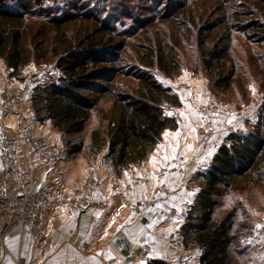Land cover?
Instances as JSON below:
<instances>
[{
  "label": "trees",
  "instance_id": "trees-1",
  "mask_svg": "<svg viewBox=\"0 0 264 264\" xmlns=\"http://www.w3.org/2000/svg\"><path fill=\"white\" fill-rule=\"evenodd\" d=\"M7 1L0 0V59L12 71V76H18L32 62L41 64L56 60V68L64 77L59 79L60 83L47 81L36 86L31 108L39 120L50 121L63 139H67L68 157L81 150V146L72 144L68 139L85 130L99 101L111 94L114 100L112 108L102 114V119L108 121V127L92 132L90 148L97 154L108 148L106 160H109L117 176L147 161L163 133L177 128L176 118L166 111L168 107L181 106L178 95L148 72L138 69L134 74L125 70L124 74L123 70L117 69L120 57L112 54L115 38L106 23L83 24V28L72 29L69 33L71 24L78 20H90L92 16L65 13L33 24L26 21V14L33 13L32 6L41 5L43 0H26L20 4L19 11L14 12L5 9ZM223 5L206 11V19L204 15L196 18L192 10L187 14L189 22L194 25L193 30H198V21L205 20L207 23L198 30L201 48L214 30L215 35H223L216 47L202 59V64L210 72L225 70L228 64L236 67L230 57L233 33L242 34L247 42L264 43V0H240V3L235 0L228 8ZM173 10L175 7L167 12ZM183 28H186L185 32H192L188 31V26L178 27L179 30ZM203 32H207L204 37ZM178 47L179 44L166 40L158 45L142 47L143 51L140 47L138 62L150 69L157 68L170 77L172 70L179 69L176 59ZM120 75L135 79L138 83L136 89H125V95H122L104 87L105 84L112 85ZM218 80L217 88L225 90L235 83L231 76L224 75ZM260 128L258 125L253 136L249 137L237 133L230 135L226 140L228 143H224L214 157L210 172L197 175L202 178L205 187L187 213L181 234L186 249H200V264H231L230 244L235 239V235H231L232 223L228 219L215 223L213 214L219 206L217 197L221 195V185L228 186V181L245 176L255 166H260L262 160L264 165V137ZM148 264L166 263L153 260Z\"/></svg>",
  "mask_w": 264,
  "mask_h": 264
},
{
  "label": "rangeland",
  "instance_id": "rangeland-1",
  "mask_svg": "<svg viewBox=\"0 0 264 264\" xmlns=\"http://www.w3.org/2000/svg\"><path fill=\"white\" fill-rule=\"evenodd\" d=\"M25 1L8 0L4 4L5 9L11 12L19 11L20 4ZM43 1L41 5L32 6L31 11L33 13L28 12L26 14L27 22L39 24L45 22L48 17H60L65 13L92 16L90 20H83L84 22L78 20L71 24L68 27L70 28L69 33L72 29L77 31L83 28L84 25L88 26L91 23L97 25L103 22L106 23L112 29L111 31L114 34L112 37L115 38V40L113 39L112 54L115 57H120L116 63L117 69L123 70L124 74L125 70L134 73L138 69L150 73L164 87L170 88L174 93L177 92L179 99L180 97L183 98L184 102L181 103L180 107L185 104L188 108H194L195 114L193 117H197L196 121L198 120L196 149L187 158L176 159L174 166L176 171L185 176H189L192 170L191 180L188 182L187 187L192 194H195V199L205 187L202 178L197 177V175L210 172L214 157L219 148L224 143H228L226 140L230 135L237 133L244 137L253 136L259 125L264 137V43L247 42L242 34L233 33L230 57L236 63V67H233V64H228L225 70L210 72L202 64V59L208 56L207 53L216 47L215 45L219 43L223 35L221 33L215 35L216 30H214L201 48L199 46L201 44L199 36L197 38L198 30L207 23H205V20L198 21L196 27L198 30H193L194 25L191 21L189 22V16H187L188 11L192 10L196 18L199 19L200 16L206 15V11L214 10L219 4L224 3L223 7L225 8L231 7L235 0H209L208 2H205V0L197 2L193 0ZM237 3H240V0H237ZM174 7L175 10L167 12V10L174 9ZM248 20H250V17ZM134 25L137 26L136 29L133 28ZM180 26H188L190 29L188 31L192 32H185L187 31L186 28L179 30L178 27ZM205 35H207V32L202 33V37ZM162 40L172 42L174 45L179 44L176 49L179 69L174 72L172 70L170 77H167L163 71L157 68L150 69L138 62L140 47L142 49V47L146 48L151 44L156 45L157 43L158 45ZM6 70L7 67L0 59V86L5 82ZM21 75L24 77V79L19 78L22 82L35 75L39 76L40 79L37 84L28 87L30 88L28 92L30 107L32 106L31 101L36 86L47 81L48 83H60L59 79L64 77L62 72L56 68L55 59L48 63L41 62V64L32 62L18 76ZM224 75L231 76L232 81L235 79V83H231L228 90L217 88L216 85L218 79ZM14 78H17V76ZM24 82L30 81L25 80ZM137 85L135 79L120 75L112 85L105 84L104 87H108L114 94L125 95V89H136ZM112 96L111 94L104 96L99 101L97 109L92 112V117L85 130L68 139L72 144L81 146L80 152L71 157L67 155V149L69 148L67 139H63L62 134L53 127L50 121L39 120L34 110L30 108L37 135H50L51 138L53 137L50 141L61 143L65 150L66 167H70V172L73 169L79 182L91 175V170L96 161L106 160L108 155V148L102 150L106 151V154L102 151L97 154L90 148V145L92 132L97 129L103 131L108 127V121L102 119L104 118L102 114L112 108L114 101ZM180 107H168L166 112L169 114L173 109H179ZM196 157H209L206 168L203 167L201 161H199L198 166L193 167ZM106 161L108 163L109 160ZM262 162L263 160L260 162V166H255L245 176L230 180L228 181L230 185H221L219 189V193H221L217 197L219 206L213 214V221L219 223L228 219L232 223L231 235L233 237L235 235V239L233 238L230 244L229 258L231 264H264V165ZM109 170L114 177H119L112 167ZM35 188L37 187L35 186ZM168 190L166 185H161L158 188V193L165 196L167 193H164V191ZM82 199L84 202L86 201L85 198ZM191 206L188 210L168 207L166 214L179 216L183 220L182 229ZM242 233L246 234L241 236ZM256 236L258 242L254 243L252 239H255ZM177 238L179 241L183 240L181 230ZM145 245L149 249L147 255L140 254L139 257L143 259L150 257L153 252L151 245L147 243L143 246ZM182 247L172 242L170 249L173 259L170 262L171 264H189L191 254L186 251L188 249L183 243ZM198 250L200 251V249Z\"/></svg>",
  "mask_w": 264,
  "mask_h": 264
},
{
  "label": "crops",
  "instance_id": "crops-1",
  "mask_svg": "<svg viewBox=\"0 0 264 264\" xmlns=\"http://www.w3.org/2000/svg\"><path fill=\"white\" fill-rule=\"evenodd\" d=\"M169 114L178 119L177 128L163 133L158 146L141 165L124 170L116 178L106 160L95 162L89 177L95 179L97 185L90 195L84 193L89 177L79 182L73 169L70 172L68 167L62 184L47 166L33 163L35 186L48 183L50 187L41 230L38 236L21 227L8 233L5 247L0 248V264H148L153 260L171 264V244L179 240L177 235L183 220L167 215L166 210L168 207L188 210L195 199V194L187 187L192 170L185 176L175 170L174 163L196 149L198 120L193 117L194 108L185 104ZM53 143L59 144L58 141ZM199 161L206 168L209 157H196L193 167L198 166ZM161 185L169 189L164 191L165 196L158 193ZM83 195L95 211L84 233L80 222ZM120 233L141 249L144 244L151 245V256L147 259L122 257L111 244ZM256 239L257 236L252 239L254 243L258 242ZM186 251L191 254L189 264H200L201 253L197 248Z\"/></svg>",
  "mask_w": 264,
  "mask_h": 264
},
{
  "label": "built area",
  "instance_id": "built-area-1",
  "mask_svg": "<svg viewBox=\"0 0 264 264\" xmlns=\"http://www.w3.org/2000/svg\"><path fill=\"white\" fill-rule=\"evenodd\" d=\"M11 74V70L5 71V82L0 86V248L5 247L8 233L15 228H27L33 236H38L41 230L50 187L43 183L35 188L33 163L47 166L51 175L62 184L67 175L61 143L38 136L32 120L28 87L37 84L39 76L25 79L30 82H22L23 75L14 78ZM96 185L97 181L90 178L84 187L85 195H90ZM82 203L80 222L84 233L89 229L95 211L87 200ZM175 243L182 247L183 240ZM148 249L143 246L141 255H147Z\"/></svg>",
  "mask_w": 264,
  "mask_h": 264
},
{
  "label": "water",
  "instance_id": "water-1",
  "mask_svg": "<svg viewBox=\"0 0 264 264\" xmlns=\"http://www.w3.org/2000/svg\"><path fill=\"white\" fill-rule=\"evenodd\" d=\"M111 244L118 251V253L124 258L139 257L141 254V248L136 245L125 234H118L111 240Z\"/></svg>",
  "mask_w": 264,
  "mask_h": 264
}]
</instances>
